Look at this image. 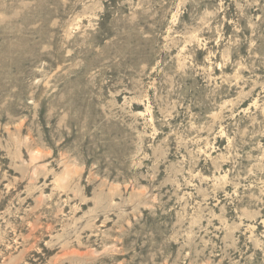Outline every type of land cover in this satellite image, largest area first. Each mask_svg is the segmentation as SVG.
<instances>
[{
  "label": "rangeland",
  "instance_id": "1",
  "mask_svg": "<svg viewBox=\"0 0 264 264\" xmlns=\"http://www.w3.org/2000/svg\"><path fill=\"white\" fill-rule=\"evenodd\" d=\"M0 264H264V0H0Z\"/></svg>",
  "mask_w": 264,
  "mask_h": 264
}]
</instances>
